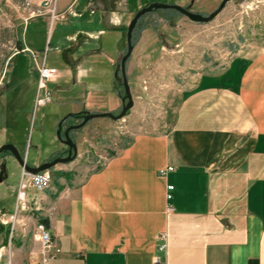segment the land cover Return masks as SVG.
Returning a JSON list of instances; mask_svg holds the SVG:
<instances>
[{
	"label": "crops",
	"instance_id": "obj_1",
	"mask_svg": "<svg viewBox=\"0 0 264 264\" xmlns=\"http://www.w3.org/2000/svg\"><path fill=\"white\" fill-rule=\"evenodd\" d=\"M146 4L55 0L51 10L32 16L5 72L8 89L0 92V146L14 144L29 165L38 166L45 144L55 143L50 150L56 157L66 155L68 147L57 137L63 118L64 130L85 111L112 112L123 103L114 74L128 25ZM52 48L60 56L48 65ZM20 55L35 65L36 88L28 101L24 85L9 76ZM59 59L62 71L54 65ZM43 62L58 69L48 87L64 108L54 111L46 133L31 138L28 148L30 114L53 102L36 104ZM94 119L82 127L79 141L73 130L78 155L51 169L50 185L27 186L29 211H16L21 177H12L20 164L11 152L0 154V202L11 198L10 205H0V264H153L156 254L161 264H264V46H251L224 69L200 74L184 89L170 130L137 132L114 149L97 150L104 162L96 166L79 161L84 146L95 145L88 140L90 127L107 124ZM167 166L174 170L161 176ZM168 184L174 185L170 200ZM38 222L61 250L45 262Z\"/></svg>",
	"mask_w": 264,
	"mask_h": 264
},
{
	"label": "rangeland",
	"instance_id": "obj_2",
	"mask_svg": "<svg viewBox=\"0 0 264 264\" xmlns=\"http://www.w3.org/2000/svg\"><path fill=\"white\" fill-rule=\"evenodd\" d=\"M143 1L148 2L143 7L153 2L177 4L174 0ZM180 1L179 5L190 6L193 11L208 15L222 0ZM52 7L48 8L51 10ZM45 9L47 8L34 5L31 0H0V92L8 89L5 72L11 65L12 56L20 49L19 42L25 24L32 16L43 13ZM36 35L37 41H40L41 36L38 33ZM134 41H137L134 46L136 49L127 61V77L134 104L122 119L95 117L94 120L105 118L107 124L90 127L91 135L88 140L95 145L90 147L86 142L88 147L84 146L86 151L79 158L80 163L91 162L96 166L100 158L104 159L97 150L114 149L137 132L164 133L170 130L184 89L190 87L200 74L224 69L237 55L250 53L251 46H264V0H229L222 11L209 22L193 21L175 9H155L139 19L133 33V44ZM126 50L127 39L121 57ZM39 51L41 55L42 50ZM54 55L58 57L60 53L52 48L48 54V65H51ZM98 59L103 62L104 56H98ZM54 65L63 70L64 64L60 59ZM9 76L13 77L14 84L24 85L25 100L31 99L36 88L33 84L36 77L34 62L20 55L13 61ZM24 77H29L31 82L22 81ZM118 82L123 99L125 91L120 72ZM127 101L128 99L125 103ZM122 106L123 103H120L112 113L119 114ZM63 108L53 95L51 104L36 114H30L27 122L28 148L31 140L34 142L37 134L44 133L45 127H49L47 121L54 111H62ZM81 121L82 118L79 119ZM74 132L75 139L79 141L82 127ZM54 145L55 143L44 145L45 160L42 161L47 162L56 157L50 150ZM31 153H34L33 148ZM22 170L24 168L17 167L12 180L19 181ZM54 174L57 176L55 171ZM30 190L31 188H27L28 195ZM27 198L30 201L29 196ZM2 203L10 205L11 198H6L0 205Z\"/></svg>",
	"mask_w": 264,
	"mask_h": 264
},
{
	"label": "water",
	"instance_id": "obj_3",
	"mask_svg": "<svg viewBox=\"0 0 264 264\" xmlns=\"http://www.w3.org/2000/svg\"><path fill=\"white\" fill-rule=\"evenodd\" d=\"M228 1L229 0H222L219 6L208 15H203L199 12H195L190 9V6L184 7L179 4H168V3H160V2H153L143 7L142 9L138 10L136 14L134 15V17L132 18L130 24L128 25L127 34H126L127 50L125 54L122 56L120 63L118 64L116 68V72H115L116 78H119V72L121 73L122 82H123L124 91H125V96L123 98V106H122L121 112L115 115L112 112L85 111L81 115L82 116L81 122L72 124L66 127L64 130H63V122L66 118H63L59 122V125H58L57 137L59 138L61 142H63L68 147L67 155L57 156L54 159L44 162L38 166H31L27 164V162L25 161L24 157L19 152L17 147L11 143H6L0 146V154L5 151L11 152V154L15 157V159L18 161L20 166L24 168L26 171L32 172V173H37L42 170L51 169L59 163H68L70 161H73L78 155V146H77V143L74 141V139L71 137L70 131L83 127L89 120L95 117H106L107 116V117L113 118L114 120L122 119L123 117H125L128 110H130L134 104V100L132 97V93H131V89H130V85H129L128 77H127V61L130 58L133 48H134L133 33L137 26L139 19L143 15H145L146 13L152 10L163 8V9H175L181 12L182 14L186 15L187 17H189L191 20L196 21V22H209L212 19H214V17H216L222 11V9L226 6ZM126 99H128L127 103H125Z\"/></svg>",
	"mask_w": 264,
	"mask_h": 264
},
{
	"label": "built area",
	"instance_id": "obj_4",
	"mask_svg": "<svg viewBox=\"0 0 264 264\" xmlns=\"http://www.w3.org/2000/svg\"><path fill=\"white\" fill-rule=\"evenodd\" d=\"M55 0H42L39 4L40 8H48L54 4ZM30 3L28 2V5ZM34 56L36 54L34 53ZM58 75V69L54 66H47L44 62L38 65V83H37V95L36 104L45 105L52 100V90L48 87V82L53 80ZM104 159H99L98 164H103ZM174 170L173 166H167L160 169L159 174L165 176L169 171ZM52 170L46 169L37 173H31L23 170L20 187L17 197L16 211H29L31 210V201H28L26 188L31 185L36 188H46L52 181ZM174 185L168 184L166 187V198L170 200L173 196ZM36 239L39 241L41 248L45 253L44 262L56 256L61 250L54 246V240L51 232L48 230L44 223L38 222L35 225ZM166 247V244H160L158 250L162 251ZM153 264H161V257L156 254L153 260Z\"/></svg>",
	"mask_w": 264,
	"mask_h": 264
},
{
	"label": "flooded vegetation",
	"instance_id": "obj_5",
	"mask_svg": "<svg viewBox=\"0 0 264 264\" xmlns=\"http://www.w3.org/2000/svg\"><path fill=\"white\" fill-rule=\"evenodd\" d=\"M190 9H191V7H190ZM192 10V9H191ZM64 126V125H63ZM66 127H68V126H66ZM65 127V128H66ZM72 133H73V130L72 131H70V135H71V137L73 138V136H72ZM66 155H67V153H66ZM65 156V155H64Z\"/></svg>",
	"mask_w": 264,
	"mask_h": 264
}]
</instances>
